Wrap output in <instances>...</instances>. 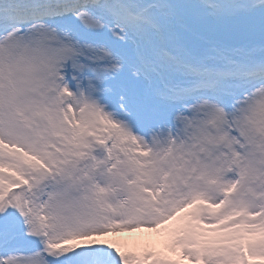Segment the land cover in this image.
Instances as JSON below:
<instances>
[{"label": "snow or ice", "instance_id": "1", "mask_svg": "<svg viewBox=\"0 0 264 264\" xmlns=\"http://www.w3.org/2000/svg\"><path fill=\"white\" fill-rule=\"evenodd\" d=\"M0 264H264V0H0Z\"/></svg>", "mask_w": 264, "mask_h": 264}]
</instances>
